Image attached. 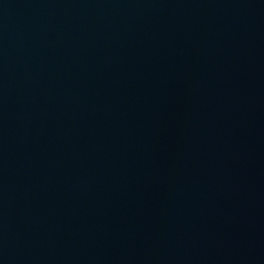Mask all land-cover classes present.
I'll return each instance as SVG.
<instances>
[{
    "label": "water",
    "instance_id": "95a60500",
    "mask_svg": "<svg viewBox=\"0 0 264 264\" xmlns=\"http://www.w3.org/2000/svg\"><path fill=\"white\" fill-rule=\"evenodd\" d=\"M0 264H264V0H0Z\"/></svg>",
    "mask_w": 264,
    "mask_h": 264
}]
</instances>
